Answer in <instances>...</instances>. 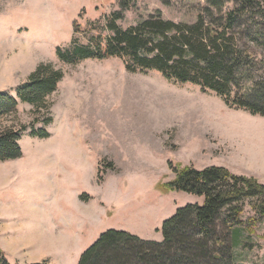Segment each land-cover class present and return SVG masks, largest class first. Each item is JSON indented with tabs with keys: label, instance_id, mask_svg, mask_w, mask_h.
<instances>
[{
	"label": "rangeland",
	"instance_id": "1",
	"mask_svg": "<svg viewBox=\"0 0 264 264\" xmlns=\"http://www.w3.org/2000/svg\"><path fill=\"white\" fill-rule=\"evenodd\" d=\"M205 5V0H136L123 10L120 0H0V91L17 97L18 87L42 63L64 72L48 98L53 121L36 124L49 137L31 135L33 106L18 97L17 113L0 117V131L28 127L20 141L23 157L11 167L17 188L8 196L19 203L62 204L57 214L73 231L66 238L48 227L41 230L46 235L32 246L43 258L31 263L78 264L109 229L162 241L165 220L182 206L204 202L199 195L158 188L175 177L171 164L223 166L264 183L263 116L158 71L131 72L119 57L73 64L57 54L58 47L75 41L92 47L99 42L105 49L115 11L122 10L117 23L127 28L158 11L165 19L192 23ZM41 113L43 118L46 109ZM252 215L247 207L244 219ZM256 231L264 233V217ZM245 236V245L236 249L237 264H264V240Z\"/></svg>",
	"mask_w": 264,
	"mask_h": 264
},
{
	"label": "trees",
	"instance_id": "2",
	"mask_svg": "<svg viewBox=\"0 0 264 264\" xmlns=\"http://www.w3.org/2000/svg\"><path fill=\"white\" fill-rule=\"evenodd\" d=\"M136 0H120L123 10ZM195 22L165 19L158 11L127 28L108 22L112 35L105 49L78 45L57 48L59 58L76 64L87 58L124 59L131 72H160L165 78L192 83L215 92L226 104L264 117V0H205ZM232 3L234 6L227 9ZM263 54V55H262ZM64 72L42 63L17 89L20 101L33 106V137L47 138L51 124L48 98L57 90ZM0 91V117L15 115L19 100ZM46 115L41 118V112ZM26 125H10L0 131V161L23 157L21 139ZM175 177L158 185L164 193L185 191L204 197L189 203L163 222L162 241L145 240L124 230L109 229L88 247L78 264H237L236 249L245 245V234L264 240L256 231L264 217V183L237 174L227 167L197 169L176 164ZM254 215L244 219L246 208ZM0 264H10L0 247ZM26 264H50L47 261Z\"/></svg>",
	"mask_w": 264,
	"mask_h": 264
},
{
	"label": "crops",
	"instance_id": "3",
	"mask_svg": "<svg viewBox=\"0 0 264 264\" xmlns=\"http://www.w3.org/2000/svg\"><path fill=\"white\" fill-rule=\"evenodd\" d=\"M14 161L16 159L0 161V245L5 257L31 263L43 258L32 246L39 244L46 235L41 230L48 227L66 238H73V231L67 229L66 218L65 225L57 214L64 210L62 204L19 203L16 198L8 196V191L17 188L16 173L11 168Z\"/></svg>",
	"mask_w": 264,
	"mask_h": 264
}]
</instances>
